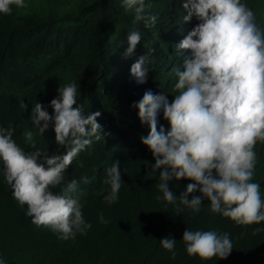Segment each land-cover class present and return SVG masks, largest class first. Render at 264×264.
Returning <instances> with one entry per match:
<instances>
[{
	"label": "trees",
	"instance_id": "1",
	"mask_svg": "<svg viewBox=\"0 0 264 264\" xmlns=\"http://www.w3.org/2000/svg\"><path fill=\"white\" fill-rule=\"evenodd\" d=\"M241 2L253 9L258 23L264 21V0ZM182 3L146 0L151 5L146 12L157 16L150 28L142 23L134 25V13L125 11L122 0H25V8L13 5L11 15L0 13V126L15 128L13 138L26 151L32 150L22 136L27 128L36 132L38 148L49 155L60 154L64 150L56 144L52 127L40 135L29 117L38 101L52 114L49 105L58 96V88L75 82L81 92L78 104L84 106L86 115L101 112L97 122L102 135L111 134L99 142L93 139L67 169L69 181H80L82 176L90 181H80L73 195L83 204L84 218L92 227L74 240H62L51 228L32 223L26 215L27 205L20 206L14 199L0 162V258L5 264H264V231L253 235L255 228H264V222L237 225L212 213L206 197L198 214L180 205L183 211L177 215L176 205L163 200L157 187L161 170H151L155 159L141 141L150 129L141 124L133 104L147 90L174 99L173 69L182 70L183 64L182 57L174 52V43L197 23L195 19L182 23ZM134 27L140 29L142 40L135 55L125 59L127 33ZM146 54L150 71L147 81L140 84L130 68ZM23 100L27 112L19 107ZM159 119L166 130L170 129L162 113ZM255 151L253 182L260 184L264 199V144L258 142ZM116 160L120 161L124 183L118 201L108 204L96 193L110 191L102 180L105 169ZM192 182L172 180L169 188L179 197ZM52 190L58 193L60 188ZM193 195L202 196L197 191L189 195V200ZM100 213L107 224L100 222ZM186 228L227 232L233 241L231 254L227 259L211 260L189 256L182 241ZM167 237L176 240L175 259L161 247L160 240Z\"/></svg>",
	"mask_w": 264,
	"mask_h": 264
},
{
	"label": "clouds",
	"instance_id": "2",
	"mask_svg": "<svg viewBox=\"0 0 264 264\" xmlns=\"http://www.w3.org/2000/svg\"><path fill=\"white\" fill-rule=\"evenodd\" d=\"M13 5L18 9L27 6L25 0H0V13L11 15ZM182 6V23L194 19L197 23L174 43V52L183 59L182 70L173 69L174 99L147 90L133 104L141 124L150 129L141 141L155 159L151 170H161L157 187L163 200L176 205L177 215L183 211L180 205L198 214L206 197L212 213L230 218L237 225H259L264 222V199L260 184L253 179L255 148L258 142L264 144V21L258 23L257 14L241 0H183ZM122 7L134 13V25L142 23L150 28L156 24L157 16L146 12L151 7L146 0H122ZM141 40L138 27L127 33L125 59L135 55ZM149 65L147 54L131 65L130 73L137 83L147 81ZM78 95L80 85L72 82L58 88V96L49 105L52 114L39 101L32 107V125L43 136L52 127L56 144L64 150L60 154L49 155L38 148L36 132L27 128L22 136L32 150L26 151L13 138L15 128L0 126V162L14 199L20 206L27 205L26 215L34 225L51 228L62 240L86 235L92 227L84 218L83 204L73 195L80 181L90 183L89 177L69 181L67 169L93 139L99 142L111 135H102V126L97 122L101 112L86 115L84 106L78 104ZM19 107L28 110L24 100ZM161 113L170 124L168 130L160 124ZM184 179L193 182L177 197L169 182ZM102 183L110 186V191H98L96 195H102L108 204L117 202L124 183L119 160L105 169ZM58 187L60 191L53 192ZM197 191L202 196L193 195L189 200V195ZM99 219L108 223L102 213ZM262 231L264 228H255L253 235ZM182 241L189 256L202 260L227 259L233 250L227 232L186 228ZM160 244L172 259L177 257L174 238H164ZM0 264H5L2 258Z\"/></svg>",
	"mask_w": 264,
	"mask_h": 264
},
{
	"label": "rangeland",
	"instance_id": "3",
	"mask_svg": "<svg viewBox=\"0 0 264 264\" xmlns=\"http://www.w3.org/2000/svg\"><path fill=\"white\" fill-rule=\"evenodd\" d=\"M1 165H2V168H3V171H4V167H3V164L1 163Z\"/></svg>",
	"mask_w": 264,
	"mask_h": 264
}]
</instances>
